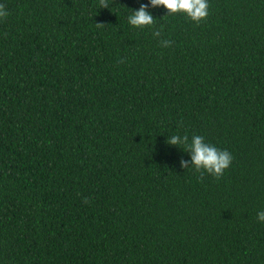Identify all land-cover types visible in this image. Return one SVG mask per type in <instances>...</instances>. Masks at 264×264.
<instances>
[{"label": "trees", "instance_id": "trees-1", "mask_svg": "<svg viewBox=\"0 0 264 264\" xmlns=\"http://www.w3.org/2000/svg\"><path fill=\"white\" fill-rule=\"evenodd\" d=\"M207 2L0 0V264H264V0Z\"/></svg>", "mask_w": 264, "mask_h": 264}, {"label": "clouds", "instance_id": "clouds-1", "mask_svg": "<svg viewBox=\"0 0 264 264\" xmlns=\"http://www.w3.org/2000/svg\"><path fill=\"white\" fill-rule=\"evenodd\" d=\"M149 5L152 8L163 7L168 16L175 14H183L191 21L199 24L208 16V2L207 0H149ZM142 4L138 10L131 12L128 17V23L133 28L143 29L152 26L154 23L153 16L148 12V6ZM100 8H108L109 0H99ZM8 12L3 4H0V18H6ZM98 28L104 27L103 24H96ZM154 37H159L160 32L155 31ZM162 47L171 46L168 40H161ZM166 144L180 148L190 154V162L184 159L180 160V166L183 169L189 167L194 168L197 172H205L219 179L223 176L226 169L232 163L233 157L230 152L226 150L217 149L215 146L205 143L204 138L195 135L189 141L187 135L181 137L179 135H172L166 140ZM87 203V200L84 201ZM258 222H264V211L257 213Z\"/></svg>", "mask_w": 264, "mask_h": 264}]
</instances>
